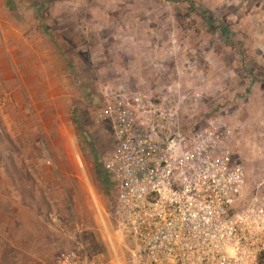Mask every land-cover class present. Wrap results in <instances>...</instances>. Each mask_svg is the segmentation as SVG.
Returning <instances> with one entry per match:
<instances>
[{
  "label": "rangeland",
  "instance_id": "1",
  "mask_svg": "<svg viewBox=\"0 0 264 264\" xmlns=\"http://www.w3.org/2000/svg\"><path fill=\"white\" fill-rule=\"evenodd\" d=\"M139 90L167 100L182 134L216 132L253 187L264 178V0H0V191L22 200L35 251L135 264L98 117Z\"/></svg>",
  "mask_w": 264,
  "mask_h": 264
},
{
  "label": "built area",
  "instance_id": "2",
  "mask_svg": "<svg viewBox=\"0 0 264 264\" xmlns=\"http://www.w3.org/2000/svg\"><path fill=\"white\" fill-rule=\"evenodd\" d=\"M98 118L112 127L102 169L135 264H260L264 178L249 187L216 132L182 134L167 100L142 90L110 97ZM45 264L96 263L70 250Z\"/></svg>",
  "mask_w": 264,
  "mask_h": 264
},
{
  "label": "crops",
  "instance_id": "3",
  "mask_svg": "<svg viewBox=\"0 0 264 264\" xmlns=\"http://www.w3.org/2000/svg\"><path fill=\"white\" fill-rule=\"evenodd\" d=\"M107 124L111 130L113 149V131L111 125L109 123ZM3 144H6V142L3 141ZM111 152L106 157H108ZM4 163L5 162L1 159L0 166H3ZM2 180H4V176L0 174V183H3ZM3 188L6 187L3 186ZM14 191V189L9 188L8 192H12L10 194L11 197L5 195V191H0V264L52 263L62 252L55 256L52 255L51 258H49L45 249L39 252L35 251L34 248L36 245H33V243L35 244L36 240H34V238L38 235L36 229L27 232V237L29 239L27 243L23 240L24 236H26V234H24V222L20 217V215L23 214V212H21L23 205L22 200L17 197L18 194ZM15 200H17L18 203H14ZM16 206H18L19 209Z\"/></svg>",
  "mask_w": 264,
  "mask_h": 264
},
{
  "label": "trees",
  "instance_id": "4",
  "mask_svg": "<svg viewBox=\"0 0 264 264\" xmlns=\"http://www.w3.org/2000/svg\"><path fill=\"white\" fill-rule=\"evenodd\" d=\"M260 264H264V255L260 259Z\"/></svg>",
  "mask_w": 264,
  "mask_h": 264
}]
</instances>
